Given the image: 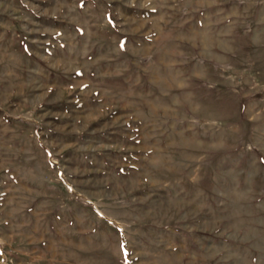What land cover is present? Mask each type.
Listing matches in <instances>:
<instances>
[{
  "label": "rangeland",
  "instance_id": "1",
  "mask_svg": "<svg viewBox=\"0 0 264 264\" xmlns=\"http://www.w3.org/2000/svg\"><path fill=\"white\" fill-rule=\"evenodd\" d=\"M216 1L0 0V264H264V0Z\"/></svg>",
  "mask_w": 264,
  "mask_h": 264
},
{
  "label": "crops",
  "instance_id": "2",
  "mask_svg": "<svg viewBox=\"0 0 264 264\" xmlns=\"http://www.w3.org/2000/svg\"><path fill=\"white\" fill-rule=\"evenodd\" d=\"M203 2L208 5L217 3L216 0H204V1L199 0L198 5L199 4L203 5L202 4ZM204 17H206V14H204ZM180 23L182 24V22ZM190 35L191 36H189V38H192L193 35L192 34ZM195 39L196 38L192 39L193 40L192 44L195 43ZM200 39H201L200 40L201 44L202 42L205 43V41H207V38L201 37ZM221 47L223 48L222 49L223 52H228L230 50V47H228L225 43H223V46L221 44ZM197 54L202 58L201 59L202 61L200 59L197 60L196 62L197 64L194 63L190 68L189 66H184L183 64H181L180 54H174L171 53V50H167V53L164 55L166 59H164L163 56L161 57L164 61L163 65L167 70L168 78H170V80H168L167 82L177 83L178 81H181L182 79L180 78L183 77V73L185 74L188 70L190 72L189 74L186 73V76L195 74V72L198 75H201V73L203 74L204 69H207L208 67L210 68L211 65L214 66V62L219 63L226 59L225 57H222L220 55L219 50L215 49L214 47H211V45L206 47V45L202 44L199 50L197 51ZM245 105L246 106L243 105L242 109L239 108L240 109L239 115L241 118L245 117V114L246 116H248L250 112L249 111L250 107H248L247 104ZM262 115H264V111H259L258 113L256 112L253 114L252 118H253V122H255L254 126H256L259 123L258 121L261 120ZM257 118H259V120Z\"/></svg>",
  "mask_w": 264,
  "mask_h": 264
}]
</instances>
